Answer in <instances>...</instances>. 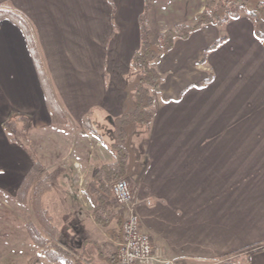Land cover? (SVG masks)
Instances as JSON below:
<instances>
[{
	"label": "crops",
	"instance_id": "0c3cea01",
	"mask_svg": "<svg viewBox=\"0 0 264 264\" xmlns=\"http://www.w3.org/2000/svg\"><path fill=\"white\" fill-rule=\"evenodd\" d=\"M0 8L26 19L40 63L24 29L0 18V174L6 177L0 186L16 182L13 187L20 188L33 164L3 123L19 114L34 136L49 135L59 120L50 106L54 99L59 115L70 121L55 129L80 126L91 135L82 126L91 116L102 127L95 138L110 144V155L104 158L97 149L85 158L76 141L53 155L50 165L34 147L35 152L48 170L61 169L56 185L66 191L68 205L88 208L97 232L108 228L94 219L95 197L87 185L102 164L116 158L114 138L110 142L105 130L113 136L114 119L136 108L139 75L132 59L141 45L145 0H0ZM159 28L158 34L152 30L154 45L168 29ZM220 34L223 29L205 27L158 56L165 83L156 95V116L150 126L136 123L134 131L148 135L137 155L129 152L124 178L135 175L130 184L142 230L160 256L193 264L237 254L242 264H264V45L235 23L223 34L227 39L210 49ZM109 205L118 214V232L83 238L81 251L74 252L87 259L83 264H118L99 249L116 248L127 207L112 196Z\"/></svg>",
	"mask_w": 264,
	"mask_h": 264
},
{
	"label": "rangeland",
	"instance_id": "374dc122",
	"mask_svg": "<svg viewBox=\"0 0 264 264\" xmlns=\"http://www.w3.org/2000/svg\"><path fill=\"white\" fill-rule=\"evenodd\" d=\"M227 1L229 0H155V3L150 10L151 13H149L151 15L152 11L155 13V22L157 24L154 23V19L152 18L153 23L151 29L153 30V33L158 34L159 25L163 26L162 28L166 27L168 29L182 23L192 25L197 21L198 15H200L205 8H215L220 3H228ZM236 1L237 0H230L229 9L232 12L238 9V17L224 23L221 25L222 27L216 23L202 24L200 28L191 34V36L194 33H200L205 27L209 26H213L220 31L223 29V34H226V30L230 25L243 23L246 32L253 31L252 36L264 45V38L257 33V31H259L264 35V12H260L257 8V3L263 0H246L244 5L241 3L236 5ZM220 7L223 8L222 5H220ZM223 34H220L217 37L218 40ZM153 40H155V34ZM156 40L157 44L155 46L158 47V37ZM205 55L206 52L203 51L199 58L203 60L205 59ZM164 83L165 79L162 78L160 80V86H162V84L164 85ZM14 117L18 118L17 115ZM65 122L66 123H64V121L60 122L57 119L54 120L52 125L53 129L50 133L52 136L50 134L49 136L47 133L40 136L38 134L34 136V134L30 132L28 124H26V126L23 125V121L17 123L15 128H10L9 132L11 136L19 140L18 143L24 146L26 152H28V149L33 150L35 147L39 155H41L42 160H45L47 165L53 164L55 161L53 160V155H62L71 141H76V147L80 150L82 149V151L84 150L83 153H85V158L90 157L91 151L97 149H101V155L104 156V158H108L110 155L109 151H111L110 144L105 143L104 141H99L97 138L88 135L80 126H75L72 129L68 126H64V129H55L60 124L69 125L67 121ZM136 125L138 124H133V126L129 128L130 136L126 143L132 156L137 155V153L142 150L144 139L148 135V133H144V129L143 133L135 132L134 129ZM105 132L106 134L109 132L111 136L110 142L113 141L114 137L112 136L111 130H105ZM55 134H59L58 136L62 137L55 138ZM134 144H136V146H134ZM87 160L88 158L86 161ZM130 175L132 177L135 175L129 174L127 177L131 183L132 180ZM5 178V176L0 174V183H2V180ZM6 185L8 186V189L0 186V264H53L41 255L40 250H38L31 238L28 228V225L31 223L32 226H40L39 222L42 220L41 216L39 215L40 218L39 216L37 217L31 202L21 203L15 198L19 190V188L13 187L16 185V182L15 184L10 182ZM65 196L66 191L58 184V186L56 185L55 193L45 196L39 202L37 208L42 214L44 212L43 208H48L50 210L54 224L65 231L66 239L68 241L67 243L72 251L70 256L71 262L60 261L55 264H83L87 259L84 258L83 261L79 260L74 254L76 251H81L83 238L88 236L101 240L105 239V236L108 234L109 237L114 236L118 232V224L114 221L108 228L101 227L100 231L97 232L92 224L91 214L89 213L88 208L85 206H78L77 203L68 205L64 200ZM85 197L87 199L88 207H90L91 199L87 194ZM91 249L90 246L87 247L88 253ZM89 257L90 256H87V258L91 260ZM244 262L245 259L236 254L228 255L227 257H223V259L220 258L214 261H196L193 264H242Z\"/></svg>",
	"mask_w": 264,
	"mask_h": 264
},
{
	"label": "trees",
	"instance_id": "16d2710c",
	"mask_svg": "<svg viewBox=\"0 0 264 264\" xmlns=\"http://www.w3.org/2000/svg\"><path fill=\"white\" fill-rule=\"evenodd\" d=\"M227 2L228 3H220L215 8H205V10L198 15L197 21L192 25L186 23L177 24L173 28L161 32L158 36L159 46L157 47L152 42V29L149 21V12L155 0H145V9L140 16L142 33L141 45L132 59V69L139 75L135 90L136 108L132 112L114 119V143L112 144V148L116 157L115 161L102 164L87 185L88 195L95 197L93 209L94 219L101 226L108 227L116 219L117 221L119 220L118 214L112 211L109 201L111 200L112 184L124 178L127 172L129 149L126 143L130 135L129 127L136 123L150 126L155 119L156 95L160 91L161 80L160 73L156 66L158 56L172 49L178 39L190 37L202 24L216 23L218 25H223L231 19L238 17V9L232 12L229 9L230 0ZM240 3L244 5L246 0L236 1V5ZM220 5L225 9L220 7ZM257 8L260 12H264V0L257 3ZM2 17L10 18L24 29L27 33L30 47L36 56L38 64H40L34 35L26 19L14 10L0 8V18ZM257 33L264 38L261 32L257 31ZM226 39L227 37L225 35L221 36L210 49L218 47ZM204 61L205 59L202 60V62ZM209 81H211V76L205 82L207 83ZM49 101L56 116L63 122L65 117L59 115L60 113H58L55 106L56 102L54 99H49ZM17 116L18 118L15 117V119L6 120L3 123L8 130L13 127L15 128L19 120L23 121V125L26 126V117L19 114ZM82 126L89 134L101 138L100 130L102 127L94 121L91 116H86L83 119ZM12 139L14 141L18 140L13 136ZM28 152L33 160V164L26 174L15 198L21 203L31 202L37 217L39 215L41 216L42 220L40 219V226H32V223L28 225L31 238L35 246L40 250L41 255L53 264L60 261L71 262L70 256L72 251L67 243L65 231L54 224L48 208H43V214L38 211L37 208L39 202L55 188L61 174V169L48 170L34 149H28ZM101 247L102 249H99L100 254H102L105 259L109 261L117 260L115 249H108L104 246ZM260 249H264V245Z\"/></svg>",
	"mask_w": 264,
	"mask_h": 264
},
{
	"label": "built area",
	"instance_id": "2783aa9c",
	"mask_svg": "<svg viewBox=\"0 0 264 264\" xmlns=\"http://www.w3.org/2000/svg\"><path fill=\"white\" fill-rule=\"evenodd\" d=\"M81 194L86 195L83 189ZM115 202L127 207V215L120 226L116 244L118 264H177L175 260L157 254L149 234L142 230V223L134 201V189L127 178L115 181L111 187ZM148 201V204H151Z\"/></svg>",
	"mask_w": 264,
	"mask_h": 264
}]
</instances>
